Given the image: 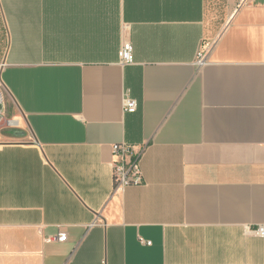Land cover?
Returning <instances> with one entry per match:
<instances>
[{"label":"crops","instance_id":"1","mask_svg":"<svg viewBox=\"0 0 264 264\" xmlns=\"http://www.w3.org/2000/svg\"><path fill=\"white\" fill-rule=\"evenodd\" d=\"M239 1L0 0V264H264V0ZM115 143L141 184L114 191Z\"/></svg>","mask_w":264,"mask_h":264},{"label":"built area","instance_id":"2","mask_svg":"<svg viewBox=\"0 0 264 264\" xmlns=\"http://www.w3.org/2000/svg\"><path fill=\"white\" fill-rule=\"evenodd\" d=\"M256 0H240L239 4L251 3ZM132 45L129 41H123L118 51V62L120 65H126L132 62ZM204 63V53L199 52L195 64L200 66ZM4 96L0 88V128L4 126L15 125L14 120L5 118ZM122 108L125 112H134L137 108V102L126 93L122 99ZM112 151L115 159L112 162V177L114 191L123 190L129 185H139L142 182V173L140 169V155L143 147L135 150L132 145L127 143H115L112 145ZM257 235L264 237V225H258L252 229ZM56 239L66 240L64 232L58 233ZM143 243L150 244V241Z\"/></svg>","mask_w":264,"mask_h":264},{"label":"rangeland","instance_id":"3","mask_svg":"<svg viewBox=\"0 0 264 264\" xmlns=\"http://www.w3.org/2000/svg\"><path fill=\"white\" fill-rule=\"evenodd\" d=\"M5 33L3 32V29L1 28V25H0V62H1V59H2V56H3V53L5 51V48H6V42H5ZM2 126L1 127H4L3 124H1Z\"/></svg>","mask_w":264,"mask_h":264}]
</instances>
